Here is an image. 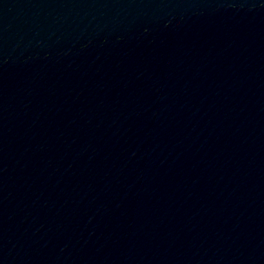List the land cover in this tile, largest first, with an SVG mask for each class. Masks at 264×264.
Masks as SVG:
<instances>
[{
    "label": "water",
    "instance_id": "water-1",
    "mask_svg": "<svg viewBox=\"0 0 264 264\" xmlns=\"http://www.w3.org/2000/svg\"><path fill=\"white\" fill-rule=\"evenodd\" d=\"M0 264H264V0H0Z\"/></svg>",
    "mask_w": 264,
    "mask_h": 264
}]
</instances>
